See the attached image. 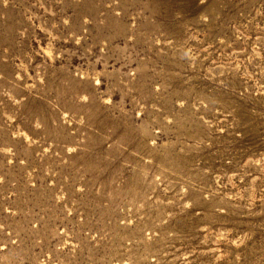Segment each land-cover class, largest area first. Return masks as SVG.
I'll list each match as a JSON object with an SVG mask.
<instances>
[{"label": "rangeland", "instance_id": "obj_1", "mask_svg": "<svg viewBox=\"0 0 264 264\" xmlns=\"http://www.w3.org/2000/svg\"><path fill=\"white\" fill-rule=\"evenodd\" d=\"M0 264H264V0H0Z\"/></svg>", "mask_w": 264, "mask_h": 264}]
</instances>
